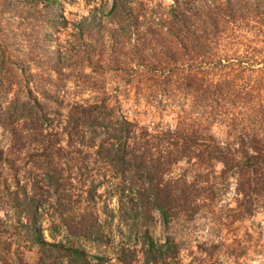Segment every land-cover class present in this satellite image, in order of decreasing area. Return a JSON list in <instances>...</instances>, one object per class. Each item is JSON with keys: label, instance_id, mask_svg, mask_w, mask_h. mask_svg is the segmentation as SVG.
<instances>
[{"label": "trees", "instance_id": "1", "mask_svg": "<svg viewBox=\"0 0 264 264\" xmlns=\"http://www.w3.org/2000/svg\"><path fill=\"white\" fill-rule=\"evenodd\" d=\"M58 1L40 0L44 21L54 30L69 22ZM242 2L264 8V0H112L104 14L94 7L74 20L72 54L90 67V73L81 71L84 83L93 84L90 74L96 63L102 65L94 55L106 53L114 68L148 81L141 95L160 109L172 107L175 124H142L108 95L70 101L61 112L44 102L54 100L48 89H40L42 100L34 93L32 86L40 85L34 72L13 70L25 94L13 98L6 115L27 120L16 129L29 130L24 136L33 133L37 143L21 164L15 144L0 146V176L12 170L14 182L9 186L4 178L1 188L10 213L4 212L0 222L9 215L15 244L10 264H27L33 249L36 264H105L103 255L89 254L82 242L56 239L58 228L79 241L106 243L113 233L106 225L113 217L130 228L155 212L165 224L180 216L193 218L201 205L215 199L220 186H234L230 209L235 218L264 209L262 87L240 88L229 72L210 75L225 66L213 58L214 39L244 12ZM5 56L0 48V84L11 72L2 66ZM215 124L223 136L212 131ZM108 198L115 199L116 207ZM142 233L146 262L182 264L174 240L159 243L146 229ZM136 253L120 245L116 258L133 264ZM232 255L238 258L239 253Z\"/></svg>", "mask_w": 264, "mask_h": 264}, {"label": "rangeland", "instance_id": "2", "mask_svg": "<svg viewBox=\"0 0 264 264\" xmlns=\"http://www.w3.org/2000/svg\"><path fill=\"white\" fill-rule=\"evenodd\" d=\"M111 2L112 0H59V12L69 22L54 30L44 21L46 11L40 0H0V48H4L8 54L2 58L5 60L2 66L7 72L11 71L0 84V146L15 144L14 153L21 156L19 164L33 155L37 142L31 137H35L33 133L24 136L29 130L16 129L19 128V123H26L27 120H11V116L6 115V109L10 107L13 98L16 95L23 97L25 94L15 83L13 70L16 68H22L25 73L34 72L40 82L39 88L32 86L34 93L42 100V89H48L54 100L44 102L61 108V112H64L65 104L70 101L93 100L108 95L111 102L120 104L127 116L142 124H175L172 107L160 109L155 104L148 103L141 95L148 81L142 83L135 72L114 68V63L108 60L111 56L106 53L94 55V59H99L102 65L96 63V69L90 74L94 83H84L86 81L81 73L89 72L90 67L72 54L70 44L74 42L71 41L75 30L73 22L80 15L90 13L94 7L104 14ZM162 2L170 4L172 0ZM242 9L244 12L230 19L214 39L213 58H221L225 66L217 70L215 75H210L217 78L229 72V75L236 76L235 80L243 89L254 87L257 91L259 83L262 87L259 99L264 101V8L254 3L242 2ZM13 127L15 131H12ZM212 131L217 136H223L222 127L217 124L213 125ZM20 136L23 137L22 140ZM11 172L12 170H7L0 176V216L9 209L2 197L1 188L6 182L9 186L14 183L11 182L13 176H9ZM4 178H7L6 182ZM233 197V184L228 187L220 186L215 199L209 204L201 205L195 217L187 219L180 216L165 224L160 214L155 212L146 223L138 224L137 229L128 227L115 216L106 225V230L113 232L106 243L79 241L76 237L66 235L61 227L55 238L82 242L89 254L103 255L105 264H121L116 258V250L120 245L137 251L133 264H151L145 261L142 253L146 239L142 232L146 229V234L156 242L174 240L178 252L176 258L182 264H254L264 260V209L257 207L253 214L235 218L230 209L234 206ZM108 204L116 207L115 199L108 198ZM100 208L101 203H98V209ZM100 216L106 219L102 211ZM8 217L9 215L7 219ZM7 219L0 222V264H10L11 251L15 247L14 242H11L12 229ZM46 220L44 217L45 225ZM45 235L50 239L47 232ZM210 244L215 245L211 252L210 249H203L204 245L209 247ZM232 252H238V258L233 257ZM37 255L36 249L30 250L27 264H36Z\"/></svg>", "mask_w": 264, "mask_h": 264}]
</instances>
